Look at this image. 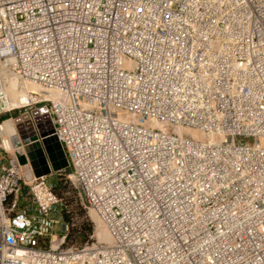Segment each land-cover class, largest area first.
<instances>
[{"label":"built area","instance_id":"built-area-1","mask_svg":"<svg viewBox=\"0 0 264 264\" xmlns=\"http://www.w3.org/2000/svg\"><path fill=\"white\" fill-rule=\"evenodd\" d=\"M0 264H264V0H0Z\"/></svg>","mask_w":264,"mask_h":264},{"label":"water","instance_id":"water-1","mask_svg":"<svg viewBox=\"0 0 264 264\" xmlns=\"http://www.w3.org/2000/svg\"><path fill=\"white\" fill-rule=\"evenodd\" d=\"M21 121V118L14 119L20 140L32 139L34 137L33 131H23ZM44 121V127L38 130V136L41 138L40 144L35 142L23 148L34 178L45 176L50 172H56L66 167L60 145L52 135V128L47 120Z\"/></svg>","mask_w":264,"mask_h":264},{"label":"rangeland","instance_id":"rangeland-1","mask_svg":"<svg viewBox=\"0 0 264 264\" xmlns=\"http://www.w3.org/2000/svg\"><path fill=\"white\" fill-rule=\"evenodd\" d=\"M64 192L68 193V196H65V197H66L67 202L69 203V207H70L69 209L73 217H75L73 232H79L81 234L86 233L85 229L88 228L87 223H89V217L86 215L85 210L82 208L76 196L75 190L73 189L71 185H69L68 183H65V185L59 186L56 193L57 195H60ZM82 225L84 226V228L82 227ZM50 233L57 237H60L63 234L62 231L60 230V224L53 225Z\"/></svg>","mask_w":264,"mask_h":264},{"label":"bare ground","instance_id":"bare-ground-1","mask_svg":"<svg viewBox=\"0 0 264 264\" xmlns=\"http://www.w3.org/2000/svg\"><path fill=\"white\" fill-rule=\"evenodd\" d=\"M41 77H42V71H41ZM24 100H25V98H24ZM15 101H17V100H15Z\"/></svg>","mask_w":264,"mask_h":264}]
</instances>
